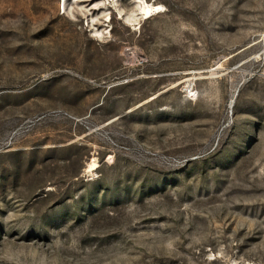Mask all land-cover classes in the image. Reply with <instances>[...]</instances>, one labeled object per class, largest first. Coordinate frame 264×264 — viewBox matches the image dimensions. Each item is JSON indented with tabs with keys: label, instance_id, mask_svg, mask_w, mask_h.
Masks as SVG:
<instances>
[{
	"label": "rangeland",
	"instance_id": "1",
	"mask_svg": "<svg viewBox=\"0 0 264 264\" xmlns=\"http://www.w3.org/2000/svg\"><path fill=\"white\" fill-rule=\"evenodd\" d=\"M0 264H264V0H0Z\"/></svg>",
	"mask_w": 264,
	"mask_h": 264
},
{
	"label": "built area",
	"instance_id": "2",
	"mask_svg": "<svg viewBox=\"0 0 264 264\" xmlns=\"http://www.w3.org/2000/svg\"><path fill=\"white\" fill-rule=\"evenodd\" d=\"M184 94L186 97L190 98V99H193L196 97L197 93L196 91L194 90V87L193 85L191 84H187L184 88Z\"/></svg>",
	"mask_w": 264,
	"mask_h": 264
},
{
	"label": "bare ground",
	"instance_id": "3",
	"mask_svg": "<svg viewBox=\"0 0 264 264\" xmlns=\"http://www.w3.org/2000/svg\"><path fill=\"white\" fill-rule=\"evenodd\" d=\"M154 7V6H153ZM152 6L151 7H145L143 10H142V13H143V15H145V16H148V15H150V13L152 12V11H154V8H153Z\"/></svg>",
	"mask_w": 264,
	"mask_h": 264
}]
</instances>
